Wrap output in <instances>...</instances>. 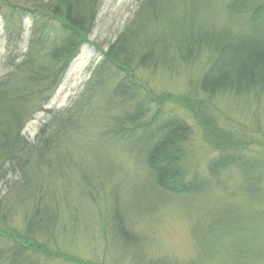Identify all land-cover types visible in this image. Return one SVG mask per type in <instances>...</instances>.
<instances>
[{
	"label": "rangeland",
	"instance_id": "1",
	"mask_svg": "<svg viewBox=\"0 0 264 264\" xmlns=\"http://www.w3.org/2000/svg\"><path fill=\"white\" fill-rule=\"evenodd\" d=\"M146 1L101 0L93 5L99 10L89 40L53 96L24 128L30 142L51 125L54 113L69 108L81 95L103 55L142 14ZM161 1L176 18L190 14L198 23L208 24L219 14L225 22L232 20L222 9L229 0ZM8 16L24 29L19 54L33 39V19L13 16L1 3L0 81L12 71L5 40ZM156 28L164 29L162 23ZM211 52L204 48L193 63L180 60L157 68L140 66V56L131 59L130 79L142 88V99L124 101L119 107L125 112L136 102H146L147 115L138 124L137 135L104 134L101 118L117 110L97 106L79 128L60 140L58 159L47 162L24 184L36 190L31 198L11 188L23 186L16 176L0 177V229L6 232L0 234V249L23 245L34 264H264V88L205 94L200 82L214 57ZM118 79L105 87L113 89ZM174 117L191 127L184 144L187 176L207 184L195 192L175 194L161 188L143 144L136 141ZM223 152L255 158L261 165L252 175L256 181L238 166L212 174L210 165ZM253 167L249 161L248 171ZM38 200L50 207L53 218L48 229L39 223L29 226ZM123 230L131 238H123Z\"/></svg>",
	"mask_w": 264,
	"mask_h": 264
},
{
	"label": "trees",
	"instance_id": "2",
	"mask_svg": "<svg viewBox=\"0 0 264 264\" xmlns=\"http://www.w3.org/2000/svg\"><path fill=\"white\" fill-rule=\"evenodd\" d=\"M98 1L101 0H0L13 16L33 19V39L26 52L19 54L24 29L22 25L16 27L8 16L5 40L12 71L0 81V177L4 174L16 176L17 182L20 180L23 186L15 184L11 188L19 189L20 194L24 192L26 198H31V193L36 190H30L24 184L31 182L39 171L41 173L47 162L58 159L60 140L79 128L94 107L117 110V113L100 117L104 119V134L107 136L137 135L138 124L147 115L146 102H136L130 111L125 112L119 107L124 101L131 103L142 99V88L133 85L123 71L126 67L131 68L130 61L137 56H140V66L157 68L180 60L193 63L204 48H209L214 57L210 58L200 82L205 94L226 89L241 94L264 88V1H224L222 9L227 11L232 22L219 19L217 14L216 20L209 19L205 24L198 23L190 14L176 18L174 11H165L161 0H147L142 14L137 15L129 29L120 33L117 42L103 55L81 95L69 108L54 113L51 125L40 130L36 141L30 142L23 134L24 128L38 108L53 96L68 67L87 43L90 25L99 10V6L96 10L93 5ZM161 23L164 29L159 30L156 26ZM150 27H153L151 31L148 30ZM235 27L243 29L238 33L230 31ZM116 78H120L117 86L108 90L106 84ZM190 133L191 127L183 119L174 117L136 139L147 152V163L157 183L168 192L190 193L202 189V186L207 187L204 181L197 177L190 179L186 173L184 144L190 139ZM249 161L254 166L251 171L247 169ZM235 166L242 169L246 177L248 174L252 181H256L252 178L253 172L261 168L255 158L223 152L211 163L210 172L217 175ZM35 204L36 211L29 226H38L39 223L43 229H48L53 218L50 207L47 209L39 200ZM5 233L0 229V234ZM122 236L126 240L131 238L124 230ZM27 250L18 243L10 250L0 249V264H34L27 257L32 256Z\"/></svg>",
	"mask_w": 264,
	"mask_h": 264
}]
</instances>
